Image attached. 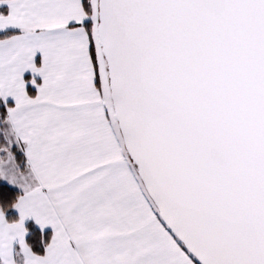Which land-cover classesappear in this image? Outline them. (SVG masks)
<instances>
[{"label":"snow or ice","instance_id":"1","mask_svg":"<svg viewBox=\"0 0 264 264\" xmlns=\"http://www.w3.org/2000/svg\"><path fill=\"white\" fill-rule=\"evenodd\" d=\"M4 3L0 264H264V0Z\"/></svg>","mask_w":264,"mask_h":264},{"label":"crops","instance_id":"2","mask_svg":"<svg viewBox=\"0 0 264 264\" xmlns=\"http://www.w3.org/2000/svg\"><path fill=\"white\" fill-rule=\"evenodd\" d=\"M0 8H6V10L8 11V5H7L6 3H4V4H0ZM7 31H8V32H9V31H19V29L16 28V27H14V26H9V28L7 29ZM0 33H4V30H0ZM40 55H41V54L38 52V53H37V63L40 62V60H39ZM32 75H33V73L31 72L30 69H29V70H26V72H25V74H24L25 79L29 81V83H28V91H29V93H30V90H33V91H34V92H33V95H34V94L36 93L37 89H36L35 85H32L31 82H30V78L32 77ZM35 75H36V79H37V81H38V82H42V77H41L39 74H35ZM30 94H31V93H30ZM0 99L4 102V100H3L2 97H0ZM14 102H15V101H14V98H13V97H11V96L8 97V103H9V104H14ZM2 179H3V178H2ZM3 181H4L6 184H8L9 186H11V187L17 189L19 192L22 191L21 189H19L18 186L11 185L7 180L3 179ZM14 209H15V208H14ZM15 211H16V213H17V215H18V210L15 209ZM29 223L34 224L36 228L38 227V226L36 225V223H35L34 218H27V219H26V226H27ZM46 231L51 232V226H49V227L46 229Z\"/></svg>","mask_w":264,"mask_h":264},{"label":"trees","instance_id":"3","mask_svg":"<svg viewBox=\"0 0 264 264\" xmlns=\"http://www.w3.org/2000/svg\"><path fill=\"white\" fill-rule=\"evenodd\" d=\"M0 11L2 12H7L6 8H0ZM13 32V31H9ZM4 33H0V35H3ZM33 90H30V93L33 94ZM4 102L0 99V106H2ZM0 189H2V195H0V201H6V202H11L15 196L19 193V191L8 184L4 183L2 179L0 178ZM6 215L9 219L17 217V213L14 208H8L6 210ZM30 227L33 231H35L37 228L35 227L34 224L29 223L27 225Z\"/></svg>","mask_w":264,"mask_h":264},{"label":"rangeland","instance_id":"4","mask_svg":"<svg viewBox=\"0 0 264 264\" xmlns=\"http://www.w3.org/2000/svg\"><path fill=\"white\" fill-rule=\"evenodd\" d=\"M2 179V178H1ZM2 181H3V179H2ZM4 182V181H3ZM5 183V182H4Z\"/></svg>","mask_w":264,"mask_h":264}]
</instances>
